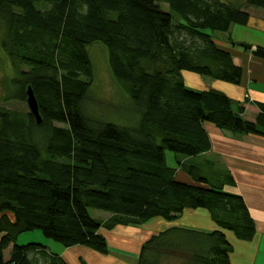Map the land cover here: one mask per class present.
<instances>
[{"label": "trees", "instance_id": "trees-1", "mask_svg": "<svg viewBox=\"0 0 264 264\" xmlns=\"http://www.w3.org/2000/svg\"><path fill=\"white\" fill-rule=\"evenodd\" d=\"M247 7L264 10V0H0V45L16 74L7 100L26 102L32 86L43 118L38 126L30 111L0 105V264H66L44 243L18 245L23 233L108 254L102 230L172 222L187 210H206L218 229L153 234L137 264H231L227 233L256 235L248 205L225 191L236 186L230 173L210 181L181 160L212 150L209 125L264 138V102H252L259 114L248 121L245 105L188 87L183 72L242 84L243 67L215 36L249 26ZM97 43L127 117L137 115L129 125L84 109L94 77L88 47ZM167 152L180 157L168 165ZM179 168L193 184L178 179Z\"/></svg>", "mask_w": 264, "mask_h": 264}, {"label": "crops", "instance_id": "crops-1", "mask_svg": "<svg viewBox=\"0 0 264 264\" xmlns=\"http://www.w3.org/2000/svg\"><path fill=\"white\" fill-rule=\"evenodd\" d=\"M252 21L254 19L251 15L249 26H233L229 33L222 34L224 36L218 38L216 35L217 43H220V46L223 44V47L232 53L235 64L243 67L244 76L241 85H232L218 80L203 78L190 72H183V77L185 84L192 89L200 91L218 90L225 93L229 98L241 102L245 105L243 117L251 110L254 112V118L251 121H254L259 114V109L252 102H264V59L255 57L251 50L246 51V49L238 46L244 43L254 49H264V19L259 22L260 26L255 27V30H252L251 24H254ZM207 129L211 136L213 147L210 152L202 156L209 158V164H212L210 156L213 153H217L218 156L225 160V167L228 166V171L236 182L235 187L228 186L225 191L242 196L245 199L251 216L256 223V235L252 241H241L234 234L227 233L228 239L233 246V253L230 257L231 264H264V138L253 135L233 134L211 125L207 126ZM212 131L215 132L211 134ZM213 135L217 140L212 137ZM219 135L242 144V148L233 149L229 143L228 145H221L223 148L218 146L219 149L215 152V143H218ZM230 135L231 137H228ZM183 182L187 184L194 183L190 177ZM183 216L184 218L187 217L188 221L191 220L190 222L200 219L203 225L196 226L188 223V221L184 224L179 223ZM183 216L167 224H170L171 227H183L201 231L218 229V226L213 222L206 210H187ZM150 222L138 227L117 226L110 231L102 230L101 233L109 245L108 254H102L81 245L65 248L49 239H46V241L41 240V243L46 244L50 251L59 253V257L66 264H137L142 245L153 234L158 233L147 229ZM9 259L10 249L4 252V262H8ZM40 264L47 263L41 260Z\"/></svg>", "mask_w": 264, "mask_h": 264}, {"label": "rangeland", "instance_id": "rangeland-1", "mask_svg": "<svg viewBox=\"0 0 264 264\" xmlns=\"http://www.w3.org/2000/svg\"><path fill=\"white\" fill-rule=\"evenodd\" d=\"M247 11L252 15L254 24H251L252 30H255V27L260 26V21L264 19V10L247 7ZM218 38L224 36L222 34L217 35ZM217 36H215L217 38ZM226 37V36H225ZM220 44V43H219ZM231 44V43H230ZM244 44V43H241ZM224 46L223 44H221ZM89 56L93 63L94 77L93 82L90 87V92L87 99L84 102V109L91 116H98L99 118L105 116L108 118V122H112L121 126L129 125L127 122L128 119L136 120V113H132L133 116H128L129 113V103L125 98L122 85L119 84L113 77L108 60V51L104 48L103 45L97 43L88 47ZM16 76L15 72L12 69L11 62L8 55L3 51L0 45V105L16 111L22 115L29 114V108L26 102L17 101V100H7L8 93L10 92L11 85L10 80ZM127 95V94H126ZM128 97V96H127ZM129 99V98H128ZM248 101V100H246ZM248 121L253 120L254 112L251 110L244 116ZM57 126H62L56 124ZM134 125V124H132ZM215 131H212L213 134ZM218 133V132H217ZM212 137L216 139L213 135ZM228 137H231L228 136ZM230 143L233 149L242 148V144L231 141L229 138H223L219 135L218 143L216 142L215 152L218 151L219 147L223 148L221 145H228ZM219 146V147H218ZM167 161L168 165H172L177 161L176 157L179 155L172 152H167ZM212 164L208 163L209 158L200 156V157H191L187 159H182V163L185 165H196L201 171V175L208 178L210 181H216L221 175L229 173L228 166L225 167V160L218 156L217 153H213L210 156ZM177 177L179 180L185 181L189 178L186 172L179 168L177 169ZM213 177H217L215 180ZM220 180V179H219ZM90 214L93 218L98 220H108L110 215L108 212L100 210H91ZM183 216V215H182ZM180 216L178 219H180ZM166 221V220H165ZM188 218L184 216L179 220V223H186ZM191 221V220H190ZM188 221L190 224H195L196 226L203 225L202 220H193V222ZM169 222H164L161 219H156L153 222L148 224L147 229L153 232H160L170 228ZM41 240L46 241L45 236L41 231H32L23 233L18 237L17 244H29L31 242H41Z\"/></svg>", "mask_w": 264, "mask_h": 264}, {"label": "water", "instance_id": "water-1", "mask_svg": "<svg viewBox=\"0 0 264 264\" xmlns=\"http://www.w3.org/2000/svg\"><path fill=\"white\" fill-rule=\"evenodd\" d=\"M240 46L244 49L251 50L252 54L255 57L264 59V49H262V48L254 49L252 46L247 45V44H241ZM26 94H27L26 103H27V106L29 108L30 114L33 116L36 124L38 126H40L43 124V118H42L41 113H40V106L38 103V99L35 95V92H34V89L32 88V86H28Z\"/></svg>", "mask_w": 264, "mask_h": 264}]
</instances>
